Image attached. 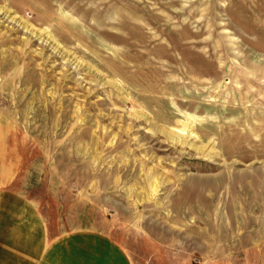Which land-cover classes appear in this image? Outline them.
Segmentation results:
<instances>
[{"label": "rangeland", "instance_id": "obj_1", "mask_svg": "<svg viewBox=\"0 0 264 264\" xmlns=\"http://www.w3.org/2000/svg\"><path fill=\"white\" fill-rule=\"evenodd\" d=\"M0 188L131 264H264V0H0Z\"/></svg>", "mask_w": 264, "mask_h": 264}, {"label": "crops", "instance_id": "obj_2", "mask_svg": "<svg viewBox=\"0 0 264 264\" xmlns=\"http://www.w3.org/2000/svg\"><path fill=\"white\" fill-rule=\"evenodd\" d=\"M0 264H131L111 237L76 230L49 238L45 218L22 194L0 188Z\"/></svg>", "mask_w": 264, "mask_h": 264}]
</instances>
